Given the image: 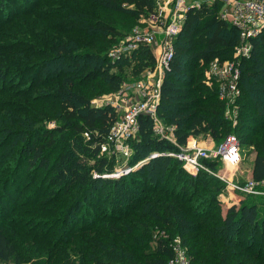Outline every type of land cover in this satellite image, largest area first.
Returning a JSON list of instances; mask_svg holds the SVG:
<instances>
[{
	"label": "trees",
	"instance_id": "obj_1",
	"mask_svg": "<svg viewBox=\"0 0 264 264\" xmlns=\"http://www.w3.org/2000/svg\"><path fill=\"white\" fill-rule=\"evenodd\" d=\"M155 4L0 0V27L7 26L0 30V264H167L176 238L190 264H264V197L243 194L224 208V185L210 171L220 159H205L207 168L193 175L169 154L192 136L219 144L234 133L253 148V180H264V30L240 64L234 126L205 70L216 57L232 58L240 32L219 17L218 5L192 10L161 86L158 117L174 126L173 139L155 136L153 119L140 115L129 164L167 154L106 176L115 162L101 146L118 114L90 96L129 82L124 65L136 76L155 65L146 45L117 60L109 55ZM6 92L37 107L8 103ZM74 136L80 151L66 147Z\"/></svg>",
	"mask_w": 264,
	"mask_h": 264
},
{
	"label": "built area",
	"instance_id": "obj_2",
	"mask_svg": "<svg viewBox=\"0 0 264 264\" xmlns=\"http://www.w3.org/2000/svg\"><path fill=\"white\" fill-rule=\"evenodd\" d=\"M158 1L161 5L148 16L145 24L136 26L130 35L125 37L121 45L109 53L111 58L118 59L121 55H131L141 45H146L154 54L155 65L146 70L145 78L124 82L121 88L114 93L115 98L109 102L117 113L120 108L123 109V113L118 114V118L111 126L101 146V153L113 154L116 158L114 170L106 176L120 178L148 158L167 154V152L154 151L136 165L129 164V159L133 154L131 141L139 132L140 115H148L153 119L155 136L173 139L174 126L166 125L158 117L161 86L175 56V39L181 33L188 14L203 5H218L219 17L231 23L240 32L242 43L235 48L234 56L228 60L216 57L208 63L205 70L207 83L217 86L220 100L226 103V118L234 126L239 122L240 64L243 57L247 56L251 50V39L264 30V0ZM120 97L124 102L119 101ZM241 147V141L234 133L227 135L222 142L212 147L201 146L196 136H192L179 152L169 154L180 158L186 170L195 175L200 169L207 168L204 163L205 159H220L231 164H238ZM94 175L97 176L96 173ZM231 188L243 194L264 196V180L252 179L241 184L232 183ZM171 246L173 254L167 264H190L187 250L179 238L174 239Z\"/></svg>",
	"mask_w": 264,
	"mask_h": 264
},
{
	"label": "rangeland",
	"instance_id": "obj_3",
	"mask_svg": "<svg viewBox=\"0 0 264 264\" xmlns=\"http://www.w3.org/2000/svg\"><path fill=\"white\" fill-rule=\"evenodd\" d=\"M155 3H156L155 4V9H158L159 5H161V4H159L158 0H155ZM2 19H3V16H0V21ZM143 25H141V26H143ZM6 27L7 26H5V25L1 26L0 30L2 31L4 29H6ZM241 43H242V41L240 39V43L239 44H241ZM234 52H233V56H234ZM112 59L113 60H117L115 58H112ZM130 59H133V57H130ZM131 66L132 65L129 64V65H124V67H123L124 72L125 73L127 72L126 74L128 76L127 78L129 80V82H133V80L135 81L136 79L139 80V79L145 78V76H146L145 72H146L147 69L150 68L149 67V68H146V69L142 70L139 73V76L138 75L136 76V75L132 74V72L130 71ZM207 66H206V68H207ZM114 70L118 71V68L115 67ZM12 81H13L12 77H9L6 80V82H7L6 84L8 85ZM41 87H42V83H39V85L31 93L35 94L36 92H39ZM48 87L52 88L50 86H48ZM115 92H117V91L104 90L103 92H100L98 94L91 95L90 96L91 97V103L93 105H96V106L112 105L109 102H111V99L115 98L114 97V93ZM15 93H17V92H15ZM22 94H20V96H17L16 94H13V93L11 94V93H7L6 92V93H2V96L5 97L6 101H8V103H11L12 101H14V102H19V103L23 104L24 109L26 107L28 109H33V108L37 107L36 102H29V100H26L25 97L21 96ZM119 101L124 102V100L121 97L119 98ZM1 102H3V101L0 100V103ZM118 112L119 113H117V114H122L123 113V109L120 108L118 110ZM6 115H7V111H6ZM27 116H28L27 113H23V115L21 117L24 120V119L27 118ZM32 116H34V115L32 114ZM7 117H8V115H7ZM55 123H56L55 120L51 121V122H47V126L52 128V127H54L56 125ZM204 137H206V139L207 138H211L209 135L200 136L199 138H197V137L196 138L198 139V142H199L200 140L201 141L206 140ZM79 144H81V143L78 142V140H76V137L74 136V137H71L70 140H68V144H67L66 147L67 148L72 147L73 149L80 151L81 149H80ZM253 157H254V153H253L252 146H248L247 144H243V146L241 147L240 160H239L238 164H231V163H228V162H226L224 160H220L219 162L216 163V166L213 168V170H210L211 173L218 178L219 183L224 185V189L222 190V192L219 195V198L221 199L224 208L229 206V205H231V204H233V203H239L240 199L242 197H244L243 193H241L240 191H238L236 189H232L233 187L231 188V185H232V183H236V184L245 183V182L250 181V180L253 179L251 177L252 159H253ZM109 158H112L114 162L116 160V158H115V156L113 154H109ZM84 160H86V158H84ZM37 179H39V178H37ZM18 188L20 190H22L24 192V194L29 191V188H27V185H25V184L23 186L19 185Z\"/></svg>",
	"mask_w": 264,
	"mask_h": 264
},
{
	"label": "crops",
	"instance_id": "obj_4",
	"mask_svg": "<svg viewBox=\"0 0 264 264\" xmlns=\"http://www.w3.org/2000/svg\"><path fill=\"white\" fill-rule=\"evenodd\" d=\"M197 138H199L197 136ZM206 139V137H204ZM198 140V139H197ZM200 140V139H199ZM200 145L203 146V147H212L214 145H216L215 141L212 139V138H207L206 140L204 141H199ZM254 158H255V154H254V157L252 159V169H253V165H254ZM251 177H252V171H251Z\"/></svg>",
	"mask_w": 264,
	"mask_h": 264
}]
</instances>
